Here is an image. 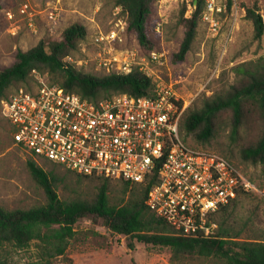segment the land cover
Returning a JSON list of instances; mask_svg holds the SVG:
<instances>
[{
	"label": "trees",
	"instance_id": "obj_1",
	"mask_svg": "<svg viewBox=\"0 0 264 264\" xmlns=\"http://www.w3.org/2000/svg\"><path fill=\"white\" fill-rule=\"evenodd\" d=\"M156 3L157 0H116V5L126 14L127 31L147 51L156 49L159 39L152 28ZM226 3L229 11L232 0H226ZM192 5L189 15H186L187 5L180 14L179 23L184 26V35L172 56L174 64L186 61L207 0H192ZM246 17L254 23L256 38H261L264 19L259 7H248ZM87 33L85 25L75 22L59 38H42L32 48L18 50L13 64L0 70V103L8 96L12 85L28 81L34 70L48 73L62 90L79 93L91 100L121 92L134 96L155 95V82L139 68L128 73L97 75L68 61L67 58L80 49ZM235 69L240 74L235 83L203 99L199 108L186 110L181 130L192 134L197 142L207 144L219 130L229 127L230 143L239 146L241 160L264 166V56L242 62ZM50 163L51 168L46 169L32 155L26 161L32 177L45 191V203L29 209L0 206V264H6L4 251L7 245L23 249L30 247L33 241H36L41 263L56 264L57 258L66 253L75 236V226L82 219L101 222L111 232L126 236L130 248L134 247V239L148 245L169 247L174 260L196 256L212 259L215 264H264V239L243 237L242 228L228 222L240 197L250 192L241 191L212 214L208 224L218 223L213 233L186 235L147 204L155 178L135 182L124 178L85 176L56 162ZM67 179L73 181L67 183ZM85 179L95 182L93 190L79 191L78 187ZM114 180L117 182L113 183ZM60 188L68 194L63 196Z\"/></svg>",
	"mask_w": 264,
	"mask_h": 264
},
{
	"label": "rangeland",
	"instance_id": "obj_2",
	"mask_svg": "<svg viewBox=\"0 0 264 264\" xmlns=\"http://www.w3.org/2000/svg\"><path fill=\"white\" fill-rule=\"evenodd\" d=\"M223 1L227 8L226 0ZM185 5L188 7L186 15H189L193 10L192 0H157L152 28L154 35L159 37L154 50L161 59L152 61V50L141 48L135 36L127 31L126 14L116 5V0H0V70L13 64L18 50L26 51L42 38H59L68 26L80 22L88 33L80 43V49L69 56L68 61L86 72L108 74L107 67L99 59L100 46L96 37L101 32L106 34L116 30L118 38L112 44L113 54L135 50L137 60L141 62L136 67H141L139 69L153 79L156 87L173 86L182 103L188 104V108H199L203 99L237 81L240 74L235 68L238 64L264 56V33L261 38H256L254 23L246 17V9L257 5L264 19V0H232L229 11L225 8L222 13L213 15L217 21L216 30L204 19V12L186 61L174 64L172 56L184 35L179 18ZM40 76L53 82L48 73L34 70L28 81L14 84L10 90L21 84L34 85ZM229 133L230 128L226 127L219 130L211 142L202 144L180 129L187 142L229 156L257 185L258 190L240 197L228 222L242 228L243 237L262 240L264 166L242 161L239 146L230 143ZM28 158L29 154L13 143L0 103V206L29 209L45 203L44 189L26 167ZM38 162L46 169L52 166L50 162ZM73 183L75 186V180ZM80 184L81 192L93 190L95 186V182L88 179ZM60 192L63 196L68 194L63 188ZM75 229L66 253L57 258L56 264H215L212 259L196 256L174 260L169 247L148 245L137 239L130 248L126 236L111 232L101 222L91 219H82ZM4 257L6 264H42L36 241L23 249L7 245Z\"/></svg>",
	"mask_w": 264,
	"mask_h": 264
},
{
	"label": "built area",
	"instance_id": "obj_3",
	"mask_svg": "<svg viewBox=\"0 0 264 264\" xmlns=\"http://www.w3.org/2000/svg\"><path fill=\"white\" fill-rule=\"evenodd\" d=\"M225 8L223 0H207L204 19L212 29L213 15ZM117 38L116 30L96 37L108 74L128 73L141 63L135 50L113 54ZM160 57L152 50V61ZM181 102L169 85L157 86L154 96L121 92L91 100L40 76L34 85L10 90L1 112L13 143L38 161L85 176L155 178L147 199L151 209L182 234L210 235L217 227L208 224L212 214L241 191L258 187L229 157L181 136L188 108Z\"/></svg>",
	"mask_w": 264,
	"mask_h": 264
}]
</instances>
